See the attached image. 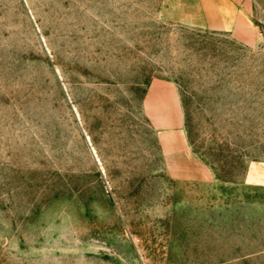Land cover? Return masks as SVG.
Returning a JSON list of instances; mask_svg holds the SVG:
<instances>
[{"label": "rangeland", "instance_id": "1", "mask_svg": "<svg viewBox=\"0 0 264 264\" xmlns=\"http://www.w3.org/2000/svg\"><path fill=\"white\" fill-rule=\"evenodd\" d=\"M0 264H264V0H0Z\"/></svg>", "mask_w": 264, "mask_h": 264}]
</instances>
